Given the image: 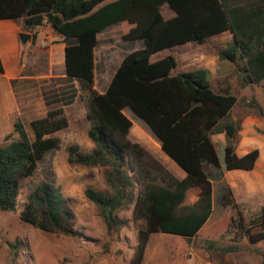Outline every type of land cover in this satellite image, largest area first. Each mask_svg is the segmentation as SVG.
<instances>
[{
  "label": "trees",
  "instance_id": "1",
  "mask_svg": "<svg viewBox=\"0 0 264 264\" xmlns=\"http://www.w3.org/2000/svg\"><path fill=\"white\" fill-rule=\"evenodd\" d=\"M164 5L173 17L162 16ZM0 20L21 23L32 45L39 32L65 43V79L73 81L79 100L88 106L87 136L95 145L89 155L68 147V162L109 167L116 181L132 173L140 187L133 209L137 249L130 264H142L148 240L157 233L202 239L208 251L216 250L213 244L219 241L246 237L254 245L264 240V208L246 225L225 175L249 173L259 156L254 149L238 157L226 142L235 141L241 130V123L231 118L238 99L227 88L215 91L205 69L173 73L172 56L150 61L155 53L189 43L203 45L231 32L232 40L218 51V58L236 67L243 86H264V0H0ZM121 23L130 27L123 39L139 41L142 48L122 58L100 94L94 87L97 36ZM241 102L264 117L254 97ZM125 110L142 122L166 159L184 172L183 179L128 139L133 125ZM31 127L33 140L17 120L18 140L8 136L0 145L1 211H15L21 181L33 177L44 157L60 148L52 135L66 129L68 121L61 109H54L32 120ZM190 190L197 200L185 205ZM83 195L100 210L110 232L121 190L110 198L92 189ZM67 203L58 189L41 183L31 192L20 220L44 232L75 236L68 227L72 215ZM262 259L264 264V254Z\"/></svg>",
  "mask_w": 264,
  "mask_h": 264
},
{
  "label": "rangeland",
  "instance_id": "2",
  "mask_svg": "<svg viewBox=\"0 0 264 264\" xmlns=\"http://www.w3.org/2000/svg\"><path fill=\"white\" fill-rule=\"evenodd\" d=\"M161 14L164 18L173 17V13L165 5L161 7ZM129 28L127 23H121L107 29L98 37L95 50L98 91L105 87L126 54L142 48L139 41L123 39ZM229 33L213 36L203 45L189 43L155 53L150 61L172 56L176 60L173 73L205 69L215 91H224L227 88L238 99L231 111L232 120L241 123L248 118L258 122L252 127L250 125L244 136L253 138L252 149L263 150L264 117L241 101L254 97L264 111V86H243L236 67L218 58V51L232 40ZM37 37L46 38L41 32ZM50 40L52 45L63 42L58 37ZM27 50L23 44L22 51L26 54L31 73L43 74L48 66H52L53 73H56L60 56L57 46L49 50V43L39 42ZM53 81L44 77L31 79L25 83L23 90L29 91V97L34 98L36 88L40 86L43 95L54 96L57 91L54 87L58 83ZM59 85L62 88L58 91L69 87L67 82ZM79 102L81 106L82 101ZM79 105L74 108H80ZM124 113L134 122L128 139L139 144L169 172L166 163L171 162L166 159L145 126L140 125L142 122L128 110ZM86 116L83 115L77 124L71 123L69 129L55 134L60 141V148L44 157L33 177L21 181L15 211L0 210V264H130L135 256L137 235L133 209L140 187L133 174L116 181L110 177L109 167H89L68 162L67 148L72 146L79 152L75 143L82 145L81 135L77 130L87 124ZM226 142L237 148L239 133L235 141L226 139ZM251 173L231 171L225 174L246 225L264 208L263 171L260 181L253 180ZM41 183H48L58 189L68 201L67 209L72 215L68 227L75 232V236L44 232L20 220L21 213L29 204L31 192ZM86 189H92L108 198L114 196L118 189L121 190L123 198L120 207L113 213V228L110 232H107L100 210L85 200L83 193ZM205 244L202 239L186 241L178 236L153 234L148 240L142 264H263L264 240L254 245L246 237L236 242L219 241L213 244L216 250L210 251Z\"/></svg>",
  "mask_w": 264,
  "mask_h": 264
},
{
  "label": "crops",
  "instance_id": "3",
  "mask_svg": "<svg viewBox=\"0 0 264 264\" xmlns=\"http://www.w3.org/2000/svg\"><path fill=\"white\" fill-rule=\"evenodd\" d=\"M21 33H25L22 29L21 23H17L11 20H0V60L4 70V73L0 74V145L4 143L5 138L8 136L10 137V141L18 140V136L14 132V124L17 120H20L23 123L28 138L30 140H33L34 133L31 127L32 120L45 117L49 110L61 109L63 111L68 121V127L66 129L70 128L71 123H79V121L83 118V115L88 114V106L84 104H82L81 106L79 105V97L77 92L75 91L73 81L65 79V43L60 42L52 45V41L50 40V38L37 37L35 42L36 45H38L39 42H41L42 44L49 43V50H53V47L57 46L60 53V56L58 58L59 66L56 69V73H53L52 66H48V68H46V72L37 75L30 72L31 69L27 64L25 56L26 54L22 51L23 43H21L19 39V35ZM99 35L97 36V40ZM24 45H26L29 50L32 46L31 40ZM48 64H50V62H48ZM94 65V87L98 93L102 94L106 90L110 80H108L105 87L102 88L101 91H98L95 52ZM43 77L53 79V82L58 83L57 85H59V83L61 84L62 82H67V85L69 87L65 89V93L63 94L64 96L59 97L53 96L52 94L43 95L40 86H38L36 88L35 97H29V91L26 92V90H23V87H26L25 83L28 80ZM11 82H14L15 84L11 85ZM25 97H27V99ZM76 105H79L80 108L75 109L74 106ZM126 117L128 118L127 115ZM70 119H72V122L70 121ZM130 121L132 122V125H134V122L131 119ZM257 123V121H253L248 118L244 119L241 122L239 143L234 151L238 157H242L249 151L254 150L252 149L253 138L244 136V133H246V131H249L248 127H250V125L252 127L253 124ZM140 125L144 126L143 124ZM89 127L90 123L88 121L87 124L82 125V128H77V131H79V134L81 135L80 138L82 145H80L79 143H75V145L79 149V152L85 155L91 154L95 149V145L87 136ZM59 132H56L55 134ZM55 134H53L52 136L57 138ZM257 152H259L258 159L255 163L254 169L250 172H252L251 176H253V180L255 179V181H260L262 177L260 175L262 174L264 167V149L258 150ZM166 167L175 178H184V172L176 165L167 162ZM185 198V205L193 204L197 200V194L195 191L190 190Z\"/></svg>",
  "mask_w": 264,
  "mask_h": 264
},
{
  "label": "water",
  "instance_id": "4",
  "mask_svg": "<svg viewBox=\"0 0 264 264\" xmlns=\"http://www.w3.org/2000/svg\"><path fill=\"white\" fill-rule=\"evenodd\" d=\"M19 39H20L21 43L25 44L32 39V36L28 33H21L19 35Z\"/></svg>",
  "mask_w": 264,
  "mask_h": 264
},
{
  "label": "built area",
  "instance_id": "5",
  "mask_svg": "<svg viewBox=\"0 0 264 264\" xmlns=\"http://www.w3.org/2000/svg\"><path fill=\"white\" fill-rule=\"evenodd\" d=\"M62 88V86L61 85H56L55 87H54V89H56L57 91L54 93V96H59V97H63L64 95V93H65V90H60V91H58L59 89H61Z\"/></svg>",
  "mask_w": 264,
  "mask_h": 264
}]
</instances>
